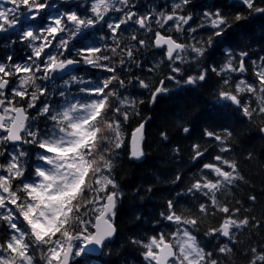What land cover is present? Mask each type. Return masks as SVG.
I'll list each match as a JSON object with an SVG mask.
<instances>
[{
	"label": "snow or ice",
	"instance_id": "obj_1",
	"mask_svg": "<svg viewBox=\"0 0 264 264\" xmlns=\"http://www.w3.org/2000/svg\"><path fill=\"white\" fill-rule=\"evenodd\" d=\"M71 2L0 0V33L15 30L29 49L22 63L11 55L0 62V264H83L114 242L124 197L117 169L125 154L129 161L144 158L151 119L141 117L145 100L136 96L143 92L134 95L130 86L147 92L151 106L173 92L168 83L197 87L212 75L216 104L234 107L264 134V56L251 61L250 81L249 53L220 47L241 21L264 16V0L261 6L258 0H235L234 14L206 10L198 23L192 13L184 14L191 0H174L167 12L144 13L135 0H87L76 8ZM103 25L108 33L97 40L94 32ZM149 49L156 61L146 70L151 78L126 79L133 66L144 72L147 61L137 56ZM217 50L223 53L219 64L213 59ZM83 68L94 70L93 76L77 75ZM95 71L107 75L94 77ZM176 127L191 132L184 115L176 117ZM158 138L166 147L171 143L167 129ZM200 139L216 154L200 142L191 145L193 161L209 155V162L194 174L187 193L167 201L146 230L151 235L132 238L141 249L137 264H235L237 258L264 264V246L237 250V234L264 227L234 195L229 199L246 182L240 161L229 155L238 138L230 127L209 121ZM170 151L179 155L181 149ZM253 159V152L244 157ZM182 180L177 174L171 183ZM185 195L193 203L182 201ZM247 200L255 205L257 196ZM182 202L186 207L178 208ZM212 239L223 242L209 249Z\"/></svg>",
	"mask_w": 264,
	"mask_h": 264
},
{
	"label": "trees",
	"instance_id": "obj_2",
	"mask_svg": "<svg viewBox=\"0 0 264 264\" xmlns=\"http://www.w3.org/2000/svg\"><path fill=\"white\" fill-rule=\"evenodd\" d=\"M135 2L140 12L148 11L152 4L156 10L167 12L173 4V0H135ZM78 4L73 5L71 2L69 6L73 8L79 6ZM230 5L232 6L230 7ZM258 6H261L259 0ZM216 8H220L226 14H234L237 10L235 0H191V4L185 9L184 14L192 13L198 23L199 17L204 11H215ZM110 15H115V13ZM240 24L242 27L233 30L227 42L220 47H231L235 52L243 50L249 53L250 57L247 61L249 71L245 75L251 81L254 79L250 67L251 61L264 56V16L254 15L249 20L241 21ZM97 28L100 29L101 26H97ZM95 32L101 36L97 37ZM95 32V37L99 40L100 37L108 33L107 26L103 25L102 30H95ZM201 35H204L206 39L205 34ZM28 53L29 49L20 42L15 30L0 33L1 62H7L9 55L13 57L15 62H24ZM153 54L150 49L142 50L138 59L142 63L147 61L144 64V72L142 73L133 66L131 72L125 74V78L136 75L149 76L146 71L147 67L152 62H156L152 59ZM156 58L157 60L160 59L159 56ZM213 59L217 64L221 63L223 60L222 51L217 50ZM93 71L88 69V71L83 72L82 70L76 74L86 77L88 73L87 75L90 77L93 76ZM106 75L107 73L100 71L94 72V77ZM163 75H167L166 70ZM215 79L216 77L210 75L206 83L197 87L183 84L177 87L170 82L167 86L173 89V92L166 97L158 98L157 102L151 106L147 103V92L138 87H129V92L134 95L143 92V96H136L137 99L145 100L143 105H139L141 117L151 118L147 125L148 136L144 146L145 156L140 161H129L126 154L122 156L116 174V179L124 192V197L118 208L117 224L119 231L109 248L104 249L100 253V257L96 258L100 264H137L141 249L131 243L132 238L151 235L152 233L146 230L153 228L155 222L159 220V214L165 211L167 201L175 199L177 193H187V188L190 186L194 174L199 172L202 163L209 162V155H206L199 164L193 161L191 159V145L200 142L204 148L209 149L210 155L216 154L211 144L204 143L200 139L201 130L209 121L230 127L239 140V143L234 145V152L229 155L240 161L241 174L245 176L246 182L242 183L234 194H229V199L234 195L236 200H240L245 207L250 208V215L264 223V219H262L264 216V138L258 130L259 124L257 122L250 124L239 112L235 111L234 107L223 109L216 104ZM56 99L58 100L59 97ZM32 114L35 115V113ZM178 115H184L186 125L191 129L190 134L186 135L177 130L176 117ZM139 119L140 117H137L132 120L128 126L129 132L131 128L136 126ZM41 126H43V121H41ZM164 129H167L171 141L167 147L158 138L159 131ZM176 146L181 149L179 155L170 151L172 147ZM248 152L254 153V159L251 161L244 160ZM177 174L183 176V180L178 185L171 183ZM149 188H151V192L148 191ZM253 194L257 196L255 205H251L247 200L248 196ZM181 199L187 204L193 203L191 198L186 195L182 196ZM186 203L182 202L177 207L184 208ZM232 203L235 205L234 200ZM137 217L140 219L138 220ZM207 227H209L208 223L201 226L199 230L201 236ZM237 235L242 242V245L237 246L238 251H242L249 245L264 246V227L254 230L245 229L242 235ZM201 242L207 243V240L202 239ZM222 242L220 239H212L208 247L212 249ZM91 259L94 258H85L83 264H88L89 261H92ZM235 264H246V261L237 258Z\"/></svg>",
	"mask_w": 264,
	"mask_h": 264
},
{
	"label": "water",
	"instance_id": "obj_3",
	"mask_svg": "<svg viewBox=\"0 0 264 264\" xmlns=\"http://www.w3.org/2000/svg\"><path fill=\"white\" fill-rule=\"evenodd\" d=\"M263 135V137H264V134H262ZM93 254H96V253H93Z\"/></svg>",
	"mask_w": 264,
	"mask_h": 264
},
{
	"label": "bare ground",
	"instance_id": "obj_4",
	"mask_svg": "<svg viewBox=\"0 0 264 264\" xmlns=\"http://www.w3.org/2000/svg\"><path fill=\"white\" fill-rule=\"evenodd\" d=\"M250 57V56H249Z\"/></svg>",
	"mask_w": 264,
	"mask_h": 264
},
{
	"label": "rangeland",
	"instance_id": "obj_5",
	"mask_svg": "<svg viewBox=\"0 0 264 264\" xmlns=\"http://www.w3.org/2000/svg\"><path fill=\"white\" fill-rule=\"evenodd\" d=\"M157 59V58H156Z\"/></svg>",
	"mask_w": 264,
	"mask_h": 264
}]
</instances>
